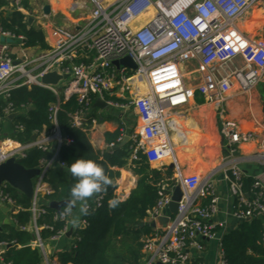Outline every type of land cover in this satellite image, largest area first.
Instances as JSON below:
<instances>
[{
  "label": "built area",
  "instance_id": "2783aa9c",
  "mask_svg": "<svg viewBox=\"0 0 264 264\" xmlns=\"http://www.w3.org/2000/svg\"><path fill=\"white\" fill-rule=\"evenodd\" d=\"M87 1L91 11L82 26L73 31L60 27L51 31L53 47L48 55L31 62L14 61L9 42L0 41V97L7 101L13 89L28 85L46 88L57 97V103L50 108L49 120L53 125L50 133L43 131L35 141L17 144L8 150H3L0 143V164L10 158L20 160L31 149L52 154L38 167L40 172L33 180L34 197L29 209L31 221L27 227H22L32 235L31 246L38 251L40 264H61L58 254L50 253L48 248L65 239L70 229V214H65V210L56 212L54 221L63 223V228L48 242L41 239L37 227L44 213L39 200L53 192L46 183L47 174L58 164L62 145L71 143L63 137L56 120L62 92L58 94L52 87L39 82L43 75L54 70L70 74L71 80L62 96L66 101L75 97L80 107L69 115L72 127L88 134L89 122H95L88 120V111L96 100H101L108 109L137 119L129 134L131 164L140 161L143 155L151 165V156L163 152L174 164L173 175L158 185L159 199L144 221L147 225H156L152 228L154 233L142 239L144 264L156 261L194 264V256L204 251V241L215 238L212 218L217 213L218 199L212 179L217 172H221L234 201L232 215L236 221L256 218L264 225V182L255 179L250 191L246 192L244 175L238 164L231 161L240 145L256 141V134L224 119L232 94L247 97L264 84V0ZM77 8L76 3L71 4V11ZM253 9L258 12L253 22L263 21L256 31H250L245 21ZM0 36L8 40L15 38L1 30ZM83 50L92 53L93 58L87 63L70 64L77 51ZM126 57L134 62L136 70L117 69L113 65ZM34 63H38V67L30 69ZM138 83L142 85L139 87ZM141 87L145 89L143 96H139ZM195 95L218 109L220 136L228 150L227 160L205 177L181 174L168 136L172 126L170 115L191 103ZM13 113L12 105L6 103L0 112V123ZM15 129L21 130L18 126ZM121 140L122 137L117 142ZM54 144L56 149L52 151ZM115 147L109 144L100 154ZM157 170H162L161 166ZM6 186L0 188V208L16 214L18 210L5 193ZM175 187L180 188L182 197L178 201L177 215L171 216L168 205ZM104 197L103 191L94 194L93 202L84 205L87 211L99 208ZM161 217L168 218L165 226L158 225ZM82 225L85 226L84 221ZM76 230L73 229L70 236L75 242L79 240ZM5 247L6 244L0 242V261ZM220 264H225L223 258Z\"/></svg>",
  "mask_w": 264,
  "mask_h": 264
},
{
  "label": "trees",
  "instance_id": "16d2710c",
  "mask_svg": "<svg viewBox=\"0 0 264 264\" xmlns=\"http://www.w3.org/2000/svg\"><path fill=\"white\" fill-rule=\"evenodd\" d=\"M3 8H8L6 11ZM19 8L29 10L28 0H21ZM28 18L14 6L10 7L7 0H0V30L9 33L15 38L23 39L24 48L38 47L41 50L49 49L45 42L44 32L32 25H28ZM77 61L76 64H80ZM264 98V89L262 90ZM59 110L57 112V125L64 138L71 141L62 145L58 157V164L51 168L47 174L46 183L51 187L52 194L40 200L44 213L37 221L40 237L48 242L63 228V223L54 221L56 211L48 207L50 202L71 200V188L77 182L70 179V165L77 159H90L101 165L105 173L114 181L120 177L118 171L126 166L129 157V145L118 148L117 142L122 137V131L105 134L107 145L115 144L116 148L110 152H95L89 143L86 133L72 127L69 115L75 113L80 107L75 97L67 101L59 96ZM6 103L12 105L15 113H19L12 121L4 120L0 129L11 122L8 131L17 144H25L31 137L45 131L50 133L53 125L49 120L50 108L57 103V97L50 90L35 85L23 86L13 89ZM6 103H1L0 112ZM32 108V110H28ZM5 126V127H6ZM18 126L21 130H16ZM133 130V129H131ZM52 154L39 149H31L19 160L26 169H36L41 162L47 161ZM134 175L138 177L134 190L129 197L119 202L115 208L109 207V200L115 199L113 190L106 191L104 201L99 208L83 214L85 222L83 229L76 230L79 238L74 248L58 254L61 264H141L142 239L152 234L151 225L139 227L147 218V212L154 208L159 199L158 185L173 175V170L153 169L149 166L145 156L140 155V161L135 163ZM254 180L244 179V189L249 192ZM5 193L14 203L17 213L12 215L13 225H5L0 232V242L6 244L1 254L3 264H40L41 258L38 251L31 246L32 235L29 231L22 230L31 221V203L18 191L6 186ZM206 204V202H204ZM62 210H65L62 209ZM264 225L260 219L251 218L241 221L236 228L221 239V252L225 264H264Z\"/></svg>",
  "mask_w": 264,
  "mask_h": 264
},
{
  "label": "crops",
  "instance_id": "0c3cea01",
  "mask_svg": "<svg viewBox=\"0 0 264 264\" xmlns=\"http://www.w3.org/2000/svg\"><path fill=\"white\" fill-rule=\"evenodd\" d=\"M7 1L9 2L10 7H12V3H16V0ZM63 1L64 0H45V3L50 6L51 15H54V17L57 15L63 16V27L60 28L68 29L70 31L77 30L78 27L84 24V21L82 24H80L81 19H75L72 17V14H74L75 12L71 11L70 9L73 2L70 3V7L65 10L66 13L62 11V6L64 4ZM7 9L8 8H3V10L5 11ZM29 10L19 8L18 6V11L23 15H25ZM42 18H46L43 20H47L49 16H43ZM34 21L31 25L37 29H41L44 32L45 42L48 45L49 49L41 50L38 47L24 48L22 38H14L8 40L3 39L0 36V41L4 40L9 42L10 56L12 60L31 62L42 56L48 55L51 52L53 47V40L50 37V33L54 28L58 27L54 25V28H48V26L39 28L37 24L34 23ZM93 56L94 55L87 50L77 51L76 58L70 64L75 65L77 61H80L81 63H87L93 58ZM38 65V63H34L31 65L30 69H35L36 67H38ZM67 65L68 63H66V66ZM70 80L71 79L69 78L67 81L61 83L62 91L65 90L64 87L69 85ZM263 89L264 84H261L250 94V96L247 97H238L235 96V94H232L230 97V101H228L225 108V116H223L225 120H230L232 122L238 123L239 127L242 130L253 132L256 134V141L240 145L231 161L238 164L245 179H259L264 182V144H262L264 140V98L262 96ZM63 100L66 101L65 99ZM1 103H6V99L0 97V105ZM92 106L88 111L87 118L89 121L94 120L95 122L94 124H91V122H89L90 128L87 137L95 152L101 153L105 150L107 146L105 142V134L113 133L119 129L122 131L123 138L126 135L127 130L130 128V125L134 126L137 124V119H135L134 116L129 118V114H123L118 110H102L98 108H92ZM172 116L182 118L181 120L176 119V122L171 119L172 126L168 131L174 161L177 164L181 174L185 177H205L218 170L222 162L227 160L226 158L228 155V150L226 149L225 143L220 136L221 120L218 109H216L213 105L206 103L204 99L199 95H195V98L191 103L176 110L174 112V115L172 114ZM14 118L8 120L12 121ZM189 120L192 122V125H196V130H193L194 128L192 127L191 129L189 127H186ZM202 121L206 122L205 127H201ZM176 123L180 124V127H178ZM9 125H13L12 122ZM8 126L4 127L5 131L8 130ZM188 131H195V135H198V137L193 141H189L186 136H184ZM176 147H181V149L176 150ZM186 149L188 150L185 151ZM205 156H207L208 158L210 157V162L208 159L206 160L207 157ZM204 164L208 169L203 167ZM168 165L169 163L166 165H162V170L164 168H168ZM135 166V163H130L128 157L126 166L124 168H112L113 170L118 171L120 174V177L116 179L113 184V195L119 202L125 201L129 197L131 191L136 187L138 177L134 175ZM212 183L215 196L218 199L217 213L212 218V223L215 227V238L209 241H204V251L200 255L194 256V264H220L222 260L220 246L221 239L223 235L234 230L238 224V222L232 215L234 201L230 197L227 183L223 180L221 172H217L214 175ZM170 184L171 186H174V183L171 182ZM175 188H172L173 191ZM93 200L94 195L84 203L77 202L75 204V209L71 210L69 216L70 228L74 230L81 228L83 214L80 212V208L84 207V205L91 204ZM1 209L2 208H0V232L2 231V227L6 225L5 223L7 221L8 223H10L8 226L13 225L12 215H14V213L12 212L4 213L1 211ZM152 233H154V230ZM68 240L69 238H65L58 241L54 244L55 247L53 250L51 247L50 250L48 248L49 252L59 254L64 251H70L72 249V244L69 245ZM0 264L3 263L0 261ZM141 264H144V257L141 261Z\"/></svg>",
  "mask_w": 264,
  "mask_h": 264
},
{
  "label": "water",
  "instance_id": "95a60500",
  "mask_svg": "<svg viewBox=\"0 0 264 264\" xmlns=\"http://www.w3.org/2000/svg\"><path fill=\"white\" fill-rule=\"evenodd\" d=\"M41 13L44 17L51 15V9L50 6L45 3L41 7ZM33 22V18L29 17L27 20L28 25L30 26ZM1 42H7L2 40ZM113 65L119 69L120 67H126L131 69L132 71L136 70V65L134 62L126 57L119 61L113 62ZM70 78V74H60L56 70L47 73L43 75L39 82L43 86H50L52 87L58 94L61 93V83L64 81H67ZM92 108H98V109H108L106 103H104L101 100H96L92 106ZM28 110H32V108H29ZM19 113H13L9 116L8 119H12L16 116H18ZM131 133V128L127 130L126 135L122 138L121 142L118 145V148H122L123 146L127 145L129 143V134ZM37 135L34 134L31 137V142L36 140ZM116 148V147H115ZM114 148V149H115ZM56 149V145L54 144L52 146V151ZM168 169L173 170L174 164H169ZM39 169H26L24 168L20 163L19 160L16 158H10L4 163L0 164V188L2 185L6 184L12 189L18 191L20 194H22L28 201L32 202L34 197V191H33V180L35 177L39 175ZM70 179H75L72 174L69 175ZM114 189L113 185H109L106 188L107 192H110ZM182 193L180 191L179 187H176L173 191V195L171 198V202L168 205V211L171 216L177 215V209H178V201L181 199ZM68 200L60 201V202H50L48 204V207L51 210L56 211L59 213L62 209L66 207ZM75 209V206L72 208V210ZM2 212L7 213L9 212V209L2 208ZM12 211V210H11ZM250 219H247L246 221H249ZM168 223L167 217H161L158 219V225L165 226ZM6 225H9L8 221L5 223ZM145 224L141 223L139 227H143ZM155 224H151L152 228H155ZM85 226L82 225L81 229H83ZM73 229L70 228L69 231L66 233V238H70L72 235ZM155 264H161L160 262L156 261Z\"/></svg>",
  "mask_w": 264,
  "mask_h": 264
},
{
  "label": "rangeland",
  "instance_id": "374dc122",
  "mask_svg": "<svg viewBox=\"0 0 264 264\" xmlns=\"http://www.w3.org/2000/svg\"><path fill=\"white\" fill-rule=\"evenodd\" d=\"M20 2H21V0H16V3L15 4L12 3V6H14V7H16L18 9V6H19ZM63 2H64V4L62 6V11H64V12H65L66 9H68L70 7V3L73 2V3H76L78 5V8L75 10L74 14H72V17L75 18V19L76 18L77 19H81L80 20V24L83 23V21L87 18V16L89 15V13L91 11V5L89 4V2L87 0H72V1L64 0ZM44 4H45V0H28V5L30 7V10L28 12L25 11L26 12V14H25L26 17L27 18H29V17L33 18V21L35 20L34 23H36L39 28H43L45 26H48V28H54V25H56V27H63V16H61V15H57L55 17H54V15H51V16H49V18H47V20H43V19H46V18H42L43 15L41 13V8L40 7H42ZM256 12H257V10L253 9V11L248 13L246 15V17H245V21H247V24L249 25L250 31L258 30V27L264 21L263 20L261 22L259 21V22H256V23L253 22L254 20H252L251 17L254 16V14ZM82 19H84V20H82ZM262 19H264V18H262ZM36 24H34V25H36ZM28 86H30V85H28ZM67 87H68V85L66 87H64V88H67ZM62 93H63V91H62ZM172 114L174 115V113H172ZM131 117H132V115L129 116V118H131ZM12 124H14V123H12ZM205 124H206V122L202 121L201 127H205L206 126ZM5 126L6 125H4L1 128V130H0V143H1L2 147L4 146V148L6 149L9 146H15V144L17 145V143H15L16 141H14L11 138L10 131H8V130L5 131L4 130ZM130 128L132 129L133 126L130 125ZM12 142H14L15 144L12 143ZM205 157H207V156H205ZM209 158L207 157L206 160L207 159L209 160ZM169 162H171V161H169ZM189 162H191V161H189ZM209 162H210V160H209ZM166 164H168V163L166 162L164 165H166ZM149 166L151 168H153V169H157L158 168V167H154V166H152L150 164H149ZM203 167L208 169L205 166V164H204ZM39 204H40V200H39ZM68 243H69V245H71V244L73 245L75 243V241H74L73 238H71V239L68 240ZM50 247L53 250L55 246H54V244L50 245L49 246V250H50Z\"/></svg>",
  "mask_w": 264,
  "mask_h": 264
},
{
  "label": "clouds",
  "instance_id": "9594fccd",
  "mask_svg": "<svg viewBox=\"0 0 264 264\" xmlns=\"http://www.w3.org/2000/svg\"><path fill=\"white\" fill-rule=\"evenodd\" d=\"M69 171L76 178L77 182L71 188V197L65 207V214H70L72 208L77 202L84 203L94 194L104 190V187L111 184L112 181L106 175L105 169L90 159H77L70 165ZM117 199L109 200L110 208L118 206ZM80 212L87 214V207H81Z\"/></svg>",
  "mask_w": 264,
  "mask_h": 264
},
{
  "label": "bare ground",
  "instance_id": "6f19581e",
  "mask_svg": "<svg viewBox=\"0 0 264 264\" xmlns=\"http://www.w3.org/2000/svg\"><path fill=\"white\" fill-rule=\"evenodd\" d=\"M109 1H111V0H106V3L107 2H109ZM255 19V18H257V12L254 14V16H252L251 17V19ZM138 81V80H137ZM142 84H140V83H138V86L140 87ZM32 86V85H31ZM140 89V93H139V96H143L144 94H145V89H144V87H141V88H139ZM170 118L172 119V120H181L182 118L181 117H175V116H172V115H170ZM176 122V121H175ZM195 122V121H194ZM177 125H178V127H180V124H178V123H176ZM196 126V125H195ZM195 126L194 125H192V122L189 120L188 122H187V125H186V127H189L190 129H191V127L192 128H194L193 130H196V128H195ZM187 130V129H186ZM190 131H192V130H190ZM190 131H188L187 133H186V135H184V136H186V138L189 140V141H193L195 138H197L198 137V135H195V131H193V132H190ZM181 133H182V131H181ZM180 133V134H181ZM179 138V137H178ZM201 139V138H200ZM200 142V141H199ZM16 146V145H15ZM15 146H9L8 148H2L3 150H8V149H10V148H13V147H15ZM152 146H154V144L152 145ZM182 147V146H181ZM181 147H176L175 149L176 150H179V149H181ZM191 148V147H190ZM189 149V148H188ZM188 149H186L185 151H187ZM189 153V152H188ZM186 154V153H185ZM170 161V159H167L166 158V155H165V153L163 152L162 154H160V155H158V154H155V155H153V156H151V165L152 166H154V167H159V166H162V165H164L166 162L167 163H171V162H169ZM144 223V222H143ZM144 224H146V223H144ZM82 227V226H81ZM152 228V227H151Z\"/></svg>",
  "mask_w": 264,
  "mask_h": 264
}]
</instances>
